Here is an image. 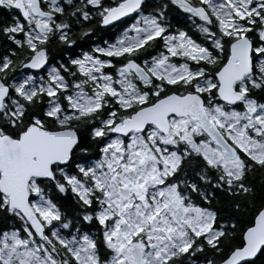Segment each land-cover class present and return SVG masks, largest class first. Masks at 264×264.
Returning a JSON list of instances; mask_svg holds the SVG:
<instances>
[{
	"label": "snow or ice",
	"instance_id": "obj_1",
	"mask_svg": "<svg viewBox=\"0 0 264 264\" xmlns=\"http://www.w3.org/2000/svg\"><path fill=\"white\" fill-rule=\"evenodd\" d=\"M0 9V264L264 258V0Z\"/></svg>",
	"mask_w": 264,
	"mask_h": 264
},
{
	"label": "trees",
	"instance_id": "obj_2",
	"mask_svg": "<svg viewBox=\"0 0 264 264\" xmlns=\"http://www.w3.org/2000/svg\"><path fill=\"white\" fill-rule=\"evenodd\" d=\"M3 11H4V10L0 9V15H3ZM102 34H105V33H103V32H98V33H97V36L92 37V39L96 41V39H98V36H100V35L102 36ZM79 50H80V49H79ZM75 51H77V48L75 49ZM262 261H264V258H262V257H257V258H255V264H262Z\"/></svg>",
	"mask_w": 264,
	"mask_h": 264
},
{
	"label": "flooded vegetation",
	"instance_id": "obj_3",
	"mask_svg": "<svg viewBox=\"0 0 264 264\" xmlns=\"http://www.w3.org/2000/svg\"><path fill=\"white\" fill-rule=\"evenodd\" d=\"M103 39H108V36H107L106 34H102V36H101V35L98 36V39H96V42L99 43V42H101ZM79 49H80V48L77 47V51H76V52H79V51H80ZM57 59H59V58L57 57Z\"/></svg>",
	"mask_w": 264,
	"mask_h": 264
},
{
	"label": "water",
	"instance_id": "obj_4",
	"mask_svg": "<svg viewBox=\"0 0 264 264\" xmlns=\"http://www.w3.org/2000/svg\"><path fill=\"white\" fill-rule=\"evenodd\" d=\"M255 259V258H254Z\"/></svg>",
	"mask_w": 264,
	"mask_h": 264
}]
</instances>
